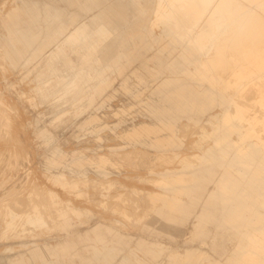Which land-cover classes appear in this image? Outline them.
Masks as SVG:
<instances>
[{"label":"rangeland","instance_id":"374dc122","mask_svg":"<svg viewBox=\"0 0 264 264\" xmlns=\"http://www.w3.org/2000/svg\"><path fill=\"white\" fill-rule=\"evenodd\" d=\"M173 1L0 0V264H207L194 211L164 205L190 212L195 154L238 137V53L197 51Z\"/></svg>","mask_w":264,"mask_h":264},{"label":"bare ground","instance_id":"6f19581e","mask_svg":"<svg viewBox=\"0 0 264 264\" xmlns=\"http://www.w3.org/2000/svg\"><path fill=\"white\" fill-rule=\"evenodd\" d=\"M161 16L167 26L192 33L188 38L203 54L210 49L218 55L237 51L238 57L231 63L234 80H227L225 88L234 87L242 101L236 104L238 123L225 124L231 127L229 133L238 137L216 136L213 144L195 154L190 212L186 205L177 203H166L164 211L171 215L176 211L185 220L194 211L196 222L191 232L202 245H209L204 252L207 264L219 263L223 254L234 259L229 264H264V0H178L171 3V12L167 10ZM101 24L113 26L116 22L104 13ZM56 180L72 183L63 177ZM21 213L18 216L10 207L1 211L3 221L11 224L23 216ZM26 217V222L39 227L46 224L43 210L37 206ZM202 223L212 228L204 231ZM208 237L214 242L209 244ZM103 252L94 247L93 256L108 260L112 251Z\"/></svg>","mask_w":264,"mask_h":264}]
</instances>
